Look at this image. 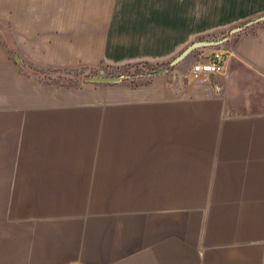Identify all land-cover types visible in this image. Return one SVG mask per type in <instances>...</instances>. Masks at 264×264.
Segmentation results:
<instances>
[{
  "label": "crops",
  "instance_id": "crops-1",
  "mask_svg": "<svg viewBox=\"0 0 264 264\" xmlns=\"http://www.w3.org/2000/svg\"><path fill=\"white\" fill-rule=\"evenodd\" d=\"M169 1L9 15L0 264H264V0ZM229 30L197 47L195 61L225 55V72L204 80L31 72L163 62L191 34Z\"/></svg>",
  "mask_w": 264,
  "mask_h": 264
},
{
  "label": "rangeland",
  "instance_id": "rangeland-1",
  "mask_svg": "<svg viewBox=\"0 0 264 264\" xmlns=\"http://www.w3.org/2000/svg\"><path fill=\"white\" fill-rule=\"evenodd\" d=\"M70 0H0V39L5 42L8 39V35L11 33V30L8 28L9 15L12 12H20L22 10L29 11L34 15H38L39 10H59L62 9ZM169 0H160V3H167ZM171 2L169 1L168 4ZM173 14L176 13V6L174 5ZM231 35L230 30L226 33L219 32L214 34H191L189 40L182 44V47L175 52V54L163 62L158 63H149L144 62L140 63H130L120 66H110L101 64L95 68H85L78 67L73 69H37L31 67V72L37 73L41 80L48 82H55L57 84H78L81 82L88 81L90 77L102 75L100 70H104L103 75L115 76V75H124L125 79L130 82H142L151 77V73L163 69L165 73L167 72H187L191 70L192 66L195 64L194 56L203 50L193 49L189 54L183 57L177 64L170 66V62L177 57L187 46H189L194 41L198 40H209V39H220L225 37V35ZM182 34H178L177 37H181ZM176 68V69H175ZM121 80V81H123Z\"/></svg>",
  "mask_w": 264,
  "mask_h": 264
},
{
  "label": "built area",
  "instance_id": "built-area-1",
  "mask_svg": "<svg viewBox=\"0 0 264 264\" xmlns=\"http://www.w3.org/2000/svg\"><path fill=\"white\" fill-rule=\"evenodd\" d=\"M225 72V55L220 50H214L210 54H200L190 73L197 79L204 80L211 74H223ZM123 76L124 79L126 76Z\"/></svg>",
  "mask_w": 264,
  "mask_h": 264
},
{
  "label": "water",
  "instance_id": "water-1",
  "mask_svg": "<svg viewBox=\"0 0 264 264\" xmlns=\"http://www.w3.org/2000/svg\"><path fill=\"white\" fill-rule=\"evenodd\" d=\"M234 31H236V29L232 30V32H234ZM220 42H221V40H198V41H194L189 46H187L177 57H175L170 62V65L176 64L183 57H185L187 54H189L193 49H195V48H197L199 46L212 45V44H217V43H220ZM160 72H164V70L161 69V70L155 71V72L151 73V75H154V74H157V73H160ZM100 73L102 75L90 77L88 79V81H110V82H117V81H121V80L124 79V77L123 76H120V75H115V76L103 75L104 74V70H100Z\"/></svg>",
  "mask_w": 264,
  "mask_h": 264
},
{
  "label": "trees",
  "instance_id": "trees-1",
  "mask_svg": "<svg viewBox=\"0 0 264 264\" xmlns=\"http://www.w3.org/2000/svg\"><path fill=\"white\" fill-rule=\"evenodd\" d=\"M144 63H146V62H144ZM146 64H149V63H146Z\"/></svg>",
  "mask_w": 264,
  "mask_h": 264
}]
</instances>
